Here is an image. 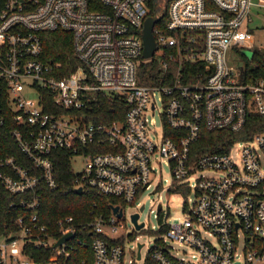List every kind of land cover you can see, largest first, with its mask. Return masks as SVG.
<instances>
[{"label": "built area", "instance_id": "obj_1", "mask_svg": "<svg viewBox=\"0 0 264 264\" xmlns=\"http://www.w3.org/2000/svg\"><path fill=\"white\" fill-rule=\"evenodd\" d=\"M251 3L168 0L164 25H153L151 56L161 50L167 60L159 80L146 82L139 74L146 0H0V264H136L125 259L124 242L145 226L140 196L162 186L161 160L170 169L166 188L192 190L194 199L173 216L158 201L142 264L264 263V129L223 150L191 153L203 130L238 131L264 114V73L233 68L226 56L230 46L243 54L255 46L245 22ZM55 28L71 31L80 60L63 74L59 61L40 56V32ZM103 105L122 117L93 118ZM57 147L82 164L73 169L75 186L118 198L109 211L94 202L77 217L45 221L43 188L57 186L50 154ZM203 168L213 174H196ZM126 209L142 224L122 230ZM142 244L128 250L141 257Z\"/></svg>", "mask_w": 264, "mask_h": 264}, {"label": "trees", "instance_id": "obj_2", "mask_svg": "<svg viewBox=\"0 0 264 264\" xmlns=\"http://www.w3.org/2000/svg\"><path fill=\"white\" fill-rule=\"evenodd\" d=\"M151 14H161V18L155 23L164 25L167 16L168 0H146ZM100 6V5H99ZM42 40V59L50 62L59 61L60 73H66L72 70L80 63L79 58L73 51L71 31L64 28L44 29L40 32ZM253 61L248 64L253 73H264V51L253 49L250 56ZM167 60V57H163ZM173 61L170 60L169 64ZM161 67H157L155 58L147 61L141 60L139 63V74L142 81L152 82L159 80ZM115 101H113L114 103ZM103 116L93 115V118L107 119L111 117H122V110L117 106L108 113L107 106H101ZM264 129V114L253 113L250 115L248 122L238 131H232L228 128H214L203 130L201 135L192 142L191 153L196 155L197 152L204 150H223L236 139L249 136L256 130ZM89 150H99L103 147H97L91 144ZM51 158L54 162V173L57 180V186L50 189L43 188L42 210L45 221L50 222L58 214L72 213L78 216L81 212H88L95 202L100 210L109 211L112 203L119 200L116 196L106 195L89 186H84L80 192L75 190L77 183V174L74 172L70 156L71 150L66 147H57L52 150ZM182 187L181 185H177ZM76 260V258H74Z\"/></svg>", "mask_w": 264, "mask_h": 264}, {"label": "rangeland", "instance_id": "obj_3", "mask_svg": "<svg viewBox=\"0 0 264 264\" xmlns=\"http://www.w3.org/2000/svg\"><path fill=\"white\" fill-rule=\"evenodd\" d=\"M259 0H252L251 8H250V15L251 19L248 21L246 19V23L250 27V34L252 43L255 45L253 49H259L264 51V5L258 3ZM250 47H246L242 49L244 54L241 53L236 48L230 46L227 49L226 56L229 64L236 69H241V67L252 64L253 61L251 60ZM162 52L161 50H157L153 58H155V63L157 67L162 66ZM142 60L147 61L151 59V57H141ZM232 155L235 159L239 158V152L236 145L232 147ZM72 167L75 171L80 170L81 162L79 158L75 157L72 158ZM158 167L157 174L160 179H162V186L159 187L155 193L148 192V189L144 190L142 195L140 196L141 202L144 203L142 209L139 210V220L145 221V226L140 228L139 230L134 231L133 236L129 239H126L124 242L125 245V259L127 260L130 257H134L136 264H142L143 256L150 245L153 244L154 238L156 233L154 229L157 225V217H156V206L158 201L161 202L163 208L168 206L170 214L177 215L182 214L184 205L189 208L191 203L194 199V193L192 190H179V191H170L166 188V184L170 179V169L169 166L161 160V164L155 163ZM213 174V170L210 168H203L196 171V174ZM191 181H194V178H190ZM122 220V230H128L130 228H135L134 221L130 217V213L128 209L124 212V217L121 218ZM137 241H142L143 244L140 248L141 257H136L135 253L131 254L128 248L135 249L137 248ZM174 246L179 251L178 253H183L181 248H185V254L189 253V248L186 244H178L177 242L173 241ZM251 264H264L260 261L252 262Z\"/></svg>", "mask_w": 264, "mask_h": 264}, {"label": "water", "instance_id": "obj_4", "mask_svg": "<svg viewBox=\"0 0 264 264\" xmlns=\"http://www.w3.org/2000/svg\"><path fill=\"white\" fill-rule=\"evenodd\" d=\"M161 14H147L143 21V26L141 28V36L143 41V51L142 55L144 57H151L153 55L154 49L156 48V41L153 34V25L155 22H157L161 18ZM244 52V51H243ZM252 55V50L250 52V56ZM249 56V57H250ZM264 66V61H263ZM75 190L77 192H80L82 190V187L80 185L76 186ZM143 204L140 205V208H142ZM160 206V203H158V208ZM113 210H117V213L120 214L121 210L118 209V206L116 204L112 205ZM138 211H135L131 214L132 220L135 222L137 226L142 224V222H137ZM68 235H71L70 232H67L63 234L58 241H61L63 238L67 237Z\"/></svg>", "mask_w": 264, "mask_h": 264}]
</instances>
